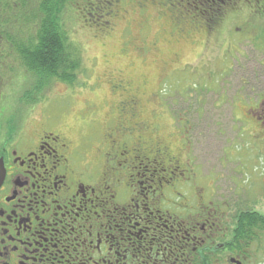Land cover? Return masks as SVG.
I'll use <instances>...</instances> for the list:
<instances>
[{"label": "flooded vegetation", "instance_id": "flooded-vegetation-1", "mask_svg": "<svg viewBox=\"0 0 264 264\" xmlns=\"http://www.w3.org/2000/svg\"><path fill=\"white\" fill-rule=\"evenodd\" d=\"M85 1L107 17L121 4ZM167 1L209 29L242 3L264 14V0ZM137 2L167 11L158 0ZM110 84L120 94L116 123L94 125L90 101L77 135L66 123L57 132L54 123H0V264H264V171L246 165L256 175L228 190L194 158L191 123L170 125L174 143L143 117V84L121 75ZM236 96L240 117L264 139V91L256 101Z\"/></svg>", "mask_w": 264, "mask_h": 264}, {"label": "rangeland", "instance_id": "rangeland-1", "mask_svg": "<svg viewBox=\"0 0 264 264\" xmlns=\"http://www.w3.org/2000/svg\"><path fill=\"white\" fill-rule=\"evenodd\" d=\"M29 1L32 9L36 0ZM106 1L94 0V8ZM120 1L110 17L106 9L94 11V20L101 23L89 18L87 1L67 5L63 25L82 53L83 74L76 85L54 81L38 93L34 77L6 38L11 14L19 12L22 0H0V123H54L49 129L55 132L62 127L59 123H66L77 135L88 101L94 104V125L116 123L110 112L120 94L111 92L110 81L121 75L135 86L144 85L143 117L164 126L163 134L174 143L178 139L170 125L177 123L184 131L191 123L192 154L211 180L225 179L233 191L256 175L246 165L263 172L264 139L250 132V119L240 117L246 111L238 110L243 99L236 95L242 90L245 100L256 101V94L264 91V14L242 3L209 29L202 17L185 14L167 0H158L167 11L151 2L141 9L137 0ZM183 23L185 35L179 36L175 29ZM158 93L162 108L154 105Z\"/></svg>", "mask_w": 264, "mask_h": 264}, {"label": "trees", "instance_id": "trees-1", "mask_svg": "<svg viewBox=\"0 0 264 264\" xmlns=\"http://www.w3.org/2000/svg\"><path fill=\"white\" fill-rule=\"evenodd\" d=\"M72 1L36 0L31 3V9L30 1L22 0L19 12L11 14L12 22L8 25L11 28H8L6 38L27 73L34 77L35 92L40 93L54 81L71 86L78 84L83 57L71 43L63 20L67 5ZM8 8L12 9L10 5ZM89 13V18L94 20V12Z\"/></svg>", "mask_w": 264, "mask_h": 264}, {"label": "water", "instance_id": "water-1", "mask_svg": "<svg viewBox=\"0 0 264 264\" xmlns=\"http://www.w3.org/2000/svg\"><path fill=\"white\" fill-rule=\"evenodd\" d=\"M1 173H3V169L0 171ZM1 175V174H0ZM2 177V178H1ZM3 178H4V176H0V184L2 183V181H3Z\"/></svg>", "mask_w": 264, "mask_h": 264}]
</instances>
